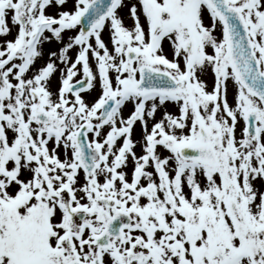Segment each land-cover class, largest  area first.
Here are the masks:
<instances>
[{
  "label": "snow or ice",
  "instance_id": "6c2138e0",
  "mask_svg": "<svg viewBox=\"0 0 264 264\" xmlns=\"http://www.w3.org/2000/svg\"><path fill=\"white\" fill-rule=\"evenodd\" d=\"M0 264H264V0H0Z\"/></svg>",
  "mask_w": 264,
  "mask_h": 264
}]
</instances>
